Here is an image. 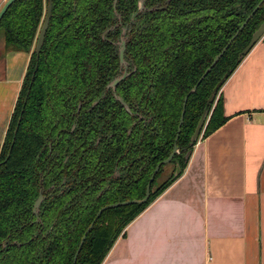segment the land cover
<instances>
[{
  "label": "trees",
  "instance_id": "1",
  "mask_svg": "<svg viewBox=\"0 0 264 264\" xmlns=\"http://www.w3.org/2000/svg\"><path fill=\"white\" fill-rule=\"evenodd\" d=\"M114 1L52 0L38 59L32 48L47 0H17L0 21L4 53L30 54L0 144V264H72L102 207L141 200L156 165L173 149L184 98L251 16L188 96L179 152L171 161L180 174L156 187L161 167L146 203L104 211L87 234L75 264H101L128 224L182 175L211 91L238 68V55L264 22V1L254 12L262 0H144L126 52L136 71L117 88L128 115L105 91L119 74L112 42L120 29L101 38L116 24ZM136 10L137 0H116L124 24ZM208 110L201 139L227 120L220 95ZM116 170L120 175L113 179ZM52 185L55 191L46 194L36 223L32 208L39 189Z\"/></svg>",
  "mask_w": 264,
  "mask_h": 264
},
{
  "label": "crops",
  "instance_id": "2",
  "mask_svg": "<svg viewBox=\"0 0 264 264\" xmlns=\"http://www.w3.org/2000/svg\"><path fill=\"white\" fill-rule=\"evenodd\" d=\"M6 0H0V9ZM0 51V144L28 65ZM223 126L124 229L101 264H264V42L222 86Z\"/></svg>",
  "mask_w": 264,
  "mask_h": 264
},
{
  "label": "water",
  "instance_id": "3",
  "mask_svg": "<svg viewBox=\"0 0 264 264\" xmlns=\"http://www.w3.org/2000/svg\"><path fill=\"white\" fill-rule=\"evenodd\" d=\"M17 0H6V2L3 4V6L0 9V21L3 18L4 14L6 13V11L8 10V8ZM264 0H262L260 2V4L257 6V8L254 10V12L258 9V7L262 4ZM116 0L113 3V11L117 17L118 20H120L119 15L116 12ZM144 11V0H137V10L135 13L132 14L131 18H130V22L134 21V19L141 14ZM51 12H52V0H47V6L45 9V16L37 37V41H36V45H35V53L38 55L40 52V49L43 45L44 42V38H45V34L49 25V21L51 18ZM251 16H249L246 21L244 22V24L239 28V30L236 32V34L231 38V40L228 42V44L222 49V51L215 56L213 62L211 63V65L205 70V72L203 73V75L201 76V78L198 80L197 84L190 90V92L188 93V95L184 98L183 100V105H182V112H181V116H180V120H179V124H178V128H177V134H176V138H175V143L173 145V149L172 152L170 153L169 157L162 161L161 163H159L152 176L150 177L147 186H146V190H145V195L141 200H130V201H125V202H120V203H116L113 205H108L104 208H102L101 210L98 211L95 220L92 222V224L89 226V228L86 230L85 234L83 235L79 246L74 254L73 257V262L72 264L76 263L77 260V256L81 250V247L86 239L87 234L89 233V231L91 230V228L93 227L95 221L98 219V217L101 215V213L107 209H113V208H118V207H126L129 205H142L144 203L147 202V200L149 199L150 196V187H151V183L155 177V175L158 173L160 167L162 165H166L168 163H170L172 161V159L174 158L175 154H177L178 152V147L176 145V142L178 140V136L180 134V128L181 125L183 123V118H184V114H185V106H186V102L188 99V96L192 93H194L197 89V86L200 84V82L205 78V76L211 71V69L218 63L219 59L222 57V55L224 54L225 50L228 48V46L231 44V42L235 39V37L238 35V33L241 31V29L244 27V25L248 22V20L250 19ZM110 30L105 31L102 34V37H104ZM125 34V30L122 31V37L120 39L119 42V60H120V66L121 68H123V73L120 76H117L115 79H113L106 87L107 90H111V91H115L116 86L121 83L123 80H125L130 73H126L127 70V66L125 65V62L123 60V54H124V49H125V45H126V39L123 37V35ZM264 37V22H262V24L259 26V28L252 34L250 41L248 42L247 46L242 50V52L238 55L237 58V62L239 63L240 61H242L248 54L249 52L254 48V46L262 40V38ZM228 75H224L223 78L216 84V86L213 88V90L211 91L205 107L202 111V114L200 116V119L197 123V126L194 130L193 135L190 138V142H189V149L186 152V154L183 157V163L184 164H188V161L190 159V156L192 155V149L196 146V144L199 141V138L201 136L202 133V129L204 128L205 122L208 118L209 115V110L208 108L214 103L218 93L220 92L222 86L225 84V82L228 80ZM116 100L120 102V104L123 106V108L125 109V111L128 114H131L130 109L128 108V106L122 101V99L120 97H116ZM181 172V168L179 166V164H176V168H175V172H174V177L178 176ZM44 200V196L42 195L41 191L38 195L37 200L35 201L34 205H33V210L32 213L33 215L36 217V222L39 220V208L40 205L42 203V201ZM6 244H3V246H5Z\"/></svg>",
  "mask_w": 264,
  "mask_h": 264
},
{
  "label": "flooded vegetation",
  "instance_id": "4",
  "mask_svg": "<svg viewBox=\"0 0 264 264\" xmlns=\"http://www.w3.org/2000/svg\"><path fill=\"white\" fill-rule=\"evenodd\" d=\"M47 6V5H46ZM46 6H45V9H46ZM115 8H116V6H115ZM114 12V11H113ZM117 12V11H116ZM118 14V13H117ZM51 15H52V12H51ZM114 15H115V13H114ZM119 15V17H120V20H118L117 19V17H116V15H115V17H116V24L113 26V27H111V28H109V29H107V30H110L106 35H108L110 32H112L113 30H115V29H120V32H119V35H118V37H117V39L114 41V42H112V45H114V47H115V50H116V54H117V65H118V72H119V74L117 75V76H120L122 73H123V68H121V64H120V60H119V42H120V39H121V37H122V31L123 30H125V34L123 35V37L126 39V45H125V49H124V54H123V60H124V62H125V65L127 66V70H126V73H130V75L127 77V78H129L135 71H136V68L135 67H133L132 69H130L132 66H133V62H132V59H130L129 57H127L126 56V52H127V45H128V41H129V37H130V35H131V28H130V25L134 22V21H132V22H130V19H129V22L127 23V24H124L123 23V20H122V17H121V15L120 14H118ZM44 16H45V10H44ZM44 16H43V18H42V22H43V19H44ZM131 18V17H130ZM51 19V18H50ZM135 20V19H134ZM42 22H41V24H40V27H39V30H38V32H37V37H38V34H39V31H40V28H41V25H42ZM50 22V21H49ZM49 26V25H48ZM48 29V28H47ZM107 30H105V31H107ZM104 31V32H105ZM47 32V31H46ZM103 32V33H104ZM102 33V34H103ZM46 35V34H45ZM105 35V36H106ZM105 36L104 37H102V35H101V38L104 40L105 39ZM37 37H36V41H37ZM36 41H35V43H34V45H33V48H32V50L35 52V45H36ZM44 43V42H43ZM42 48V47H41ZM40 51H41V49H40ZM25 53V52H24ZM40 53V52H39ZM29 56H30V54H28ZM38 56H39V54L37 55L36 54V58L38 59ZM29 60H30V57H29ZM214 60V59H213ZM213 62V61H212ZM28 63H29V61H28ZM211 65V64H210ZM27 67H28V65H27ZM26 70H27V68H26ZM25 73H26V71H25ZM24 76H25V74H24ZM116 76V77H117ZM115 77V78H116ZM114 78V79H115ZM126 78V79H127ZM23 79H24V77H23ZM125 79V80H126ZM125 80H123L122 82H124ZM112 81V80H111ZM110 81V82H111ZM22 82H23V80H22ZM109 82V83H110ZM121 82V83H122ZM108 83V84H109ZM121 83H119L117 86H116V88H115V91H111V90H107L106 89V87H107V85L105 86V91H106V93L108 92V93H110L111 94V96L116 100V97H120L121 98V96L118 94V92H117V88H118V86L121 84ZM218 96H219V93H218ZM122 99V98H121ZM117 101V100H116ZM122 101H123V99H122ZM119 102V101H118ZM124 102V101H123ZM97 103H98V101H96V102H94L93 103V105H92V107L91 108H93V107H95L96 105H97ZM120 103V102H119ZM125 103V102H124ZM126 104V103H125ZM121 105V104H120ZM127 105V104H126ZM122 106V105H121ZM81 107H82V104L81 103H79L78 105H77V110H76V113H79L80 112V110H81ZM123 107V106H122ZM90 108V109H91ZM129 108V107H128ZM125 110V109H124ZM131 111V110H130ZM126 112V111H125ZM127 113V112H126ZM128 114V113H127ZM132 114V113H131ZM131 114H128V115H131ZM181 116V115H180ZM180 120V119H179ZM74 125L71 127V131H73V129H74ZM178 128V127H177ZM128 133H130V130L128 131ZM177 134V133H176ZM202 135V134H201ZM179 137V136H178ZM201 137V136H200ZM176 138V137H175ZM199 140H200V138H199ZM99 142V139H97V143ZM175 143V142H174ZM174 145V144H173ZM172 152V151H171ZM179 152V151H178ZM178 152H177V154H178ZM169 157V156H168ZM166 160V159H165ZM67 161V158L65 159V162ZM164 161V160H163ZM162 162V161H161ZM160 162V163H161ZM171 163V162H170ZM158 165V164H157ZM156 165V166H157ZM164 166L165 165H162L161 167H163L164 168ZM160 167V168H161ZM174 167L176 168V165H174ZM156 168V167H155ZM155 170V169H154ZM163 170V169H162ZM159 171H160V169H159ZM158 171V172H159ZM154 172V171H153ZM153 174V173H152ZM71 175V174H70ZM70 175H66V176H64L63 177V179H62V181H61V185H63L64 186V190H66L67 189V185H66V183H67V178H69L70 177ZM119 175H120V173H119V170H116L114 173H113V175H112V177H113V179H117V178H119ZM152 176V175H151ZM150 176V177H151ZM156 176V175H155ZM155 178V177H154ZM150 179V178H149ZM42 178L39 180V184L40 185H42ZM149 181V180H148ZM153 181H154V179H153ZM152 181V182H153ZM148 183V182H147ZM151 185H152V183H151ZM147 186V185H146ZM157 187V186H156ZM155 187V188H156ZM146 190V189H145ZM40 191H41V193H42V195L44 196V200L46 199V194L48 193V192H53V191H55V189H54V185H52V186H50L48 189H44L43 187H41L40 189H39V192H38V195H39V193H40ZM150 192H151V187H150ZM63 194V190L62 191H60L59 192V195H62ZM38 198V197H37ZM37 200V199H36ZM43 200V201H44ZM42 201V202H43ZM128 201H130V200H128ZM35 203V202H34ZM120 203V202H119ZM116 204V203H115ZM34 205V204H33ZM110 205H113V204H110ZM108 206V205H107ZM130 206V205H129ZM106 207V206H105ZM127 207V206H126ZM102 208H104V207H102ZM101 208V209H102ZM118 208H121V207H118ZM100 209V210H101ZM113 209H115V208H113ZM32 210H33V208H32ZM107 210H109V209H107ZM106 211V210H105ZM104 212V211H103ZM102 212V213H103ZM98 213V212H97ZM101 213V214H102ZM97 215V214H96ZM101 216V215H100ZM99 216V217H100ZM98 217V218H99ZM95 218H96V216H95ZM95 218H94V220H95ZM93 220V221H94ZM40 221V219L36 222V219H35V222L36 223H38ZM92 221V222H93ZM97 221V220H96ZM95 221V222H96ZM92 224V223H91ZM90 224V225H91ZM95 224V223H94ZM94 226V225H93ZM89 228V227H88ZM87 228V229H88ZM92 229V228H91ZM86 232V231H85ZM90 232V231H89ZM85 234V233H84ZM83 237V236H82ZM82 239V238H81ZM79 246V245H78ZM82 248V247H81ZM80 253V252H79ZM74 257V256H73ZM78 257V256H77ZM72 262H73V260H72Z\"/></svg>",
  "mask_w": 264,
  "mask_h": 264
},
{
  "label": "rangeland",
  "instance_id": "5",
  "mask_svg": "<svg viewBox=\"0 0 264 264\" xmlns=\"http://www.w3.org/2000/svg\"><path fill=\"white\" fill-rule=\"evenodd\" d=\"M3 46V38L2 33L0 32V51L2 50ZM201 140V137H200ZM174 170V164L168 163L164 166L163 170L160 173V176L157 179L156 186H159L161 183H163L165 180H167Z\"/></svg>",
  "mask_w": 264,
  "mask_h": 264
}]
</instances>
